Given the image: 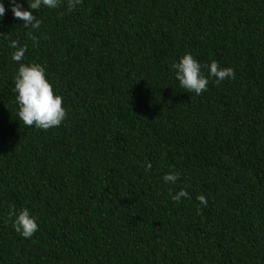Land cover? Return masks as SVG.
I'll return each mask as SVG.
<instances>
[{"label": "trees", "instance_id": "16d2710c", "mask_svg": "<svg viewBox=\"0 0 264 264\" xmlns=\"http://www.w3.org/2000/svg\"><path fill=\"white\" fill-rule=\"evenodd\" d=\"M4 5L0 264H264V0H61L31 35ZM186 53L235 78L187 93ZM21 63L63 97L59 127L18 120ZM25 208L29 239L8 218Z\"/></svg>", "mask_w": 264, "mask_h": 264}, {"label": "clouds", "instance_id": "9594fccd", "mask_svg": "<svg viewBox=\"0 0 264 264\" xmlns=\"http://www.w3.org/2000/svg\"><path fill=\"white\" fill-rule=\"evenodd\" d=\"M61 0H27L28 8H24L23 0H8L9 8L15 19L23 21V27L29 30L40 28L41 21L33 14L41 8L56 9L60 6ZM81 0H67L68 11L74 10ZM4 0H0V22L3 21L5 13ZM15 51L11 54V59L15 62L22 61L26 48L20 46L17 41H12L9 45ZM171 68L179 86L187 91L199 96L207 91L209 80L214 78V82L219 84L226 79H234L235 71L231 67H222L217 61L201 65L199 60L191 53H186L178 61L172 63ZM204 69H207L205 75ZM14 93L16 94V104L18 106L17 117L25 126H34L38 130H49L59 127L66 119L67 110L63 103V97L54 91L52 83L46 76V69L40 64L21 63L14 77ZM150 168L151 165L149 164ZM179 173L170 172L163 176L166 184L175 183L179 179ZM171 195V192H170ZM189 193L185 189L179 190L172 195V200L179 202L181 198H187ZM200 203L207 206V199L204 195L197 197ZM9 220L12 227L23 238L29 239L39 230L37 218L28 209L16 212L15 209L9 212Z\"/></svg>", "mask_w": 264, "mask_h": 264}]
</instances>
